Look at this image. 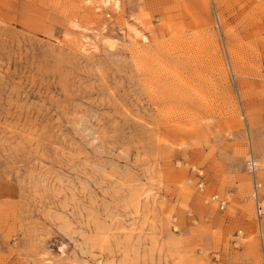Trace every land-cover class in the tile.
<instances>
[{
  "label": "rangeland",
  "instance_id": "rangeland-1",
  "mask_svg": "<svg viewBox=\"0 0 264 264\" xmlns=\"http://www.w3.org/2000/svg\"><path fill=\"white\" fill-rule=\"evenodd\" d=\"M118 1L0 0V264H264V0Z\"/></svg>",
  "mask_w": 264,
  "mask_h": 264
},
{
  "label": "built area",
  "instance_id": "built-area-1",
  "mask_svg": "<svg viewBox=\"0 0 264 264\" xmlns=\"http://www.w3.org/2000/svg\"><path fill=\"white\" fill-rule=\"evenodd\" d=\"M250 163V162H249ZM255 162H251L249 165V171L254 179V189L257 192L256 194V212L259 216V218L264 217V201L260 199L258 192L262 188V183L258 181L257 175H258V167L255 166ZM219 196H214L213 200H218ZM221 202V201H220ZM224 202H221L223 204ZM224 206V205H223Z\"/></svg>",
  "mask_w": 264,
  "mask_h": 264
},
{
  "label": "bare ground",
  "instance_id": "bare-ground-1",
  "mask_svg": "<svg viewBox=\"0 0 264 264\" xmlns=\"http://www.w3.org/2000/svg\"><path fill=\"white\" fill-rule=\"evenodd\" d=\"M94 1H97V3H103L104 5H106V6H108L110 3H112V1H114V5H115V7H119V1L118 0H86V2H94ZM95 7V6H94ZM99 7V5L98 6H96V10H97V8ZM76 30V29H75ZM111 40V39H110ZM109 40V41H110ZM104 42H107V39H106V41L104 40ZM113 42V41H112ZM115 42V41H114ZM116 43V42H115ZM114 43V44H115ZM108 45H109V43H107ZM112 44V45H111ZM113 43H110V45L111 46H113L114 45ZM90 45V44H89ZM85 46V45H84ZM92 47V46H91ZM97 48V47H96ZM95 48V49H96ZM111 48V47H110ZM94 49V48H93ZM111 49H113V47L111 48ZM115 49V48H114ZM84 52V51H83ZM255 164V166L256 167H258L259 168V166H258V164L255 162L254 163Z\"/></svg>",
  "mask_w": 264,
  "mask_h": 264
}]
</instances>
